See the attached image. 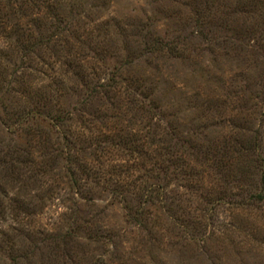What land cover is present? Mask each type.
Returning a JSON list of instances; mask_svg holds the SVG:
<instances>
[{"label": "rangeland", "instance_id": "obj_1", "mask_svg": "<svg viewBox=\"0 0 264 264\" xmlns=\"http://www.w3.org/2000/svg\"><path fill=\"white\" fill-rule=\"evenodd\" d=\"M0 264H264V0H0Z\"/></svg>", "mask_w": 264, "mask_h": 264}]
</instances>
